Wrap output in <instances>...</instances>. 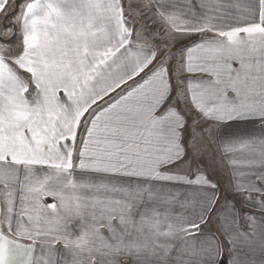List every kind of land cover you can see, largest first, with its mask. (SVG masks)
<instances>
[{
    "label": "snow or ice",
    "instance_id": "snow-or-ice-1",
    "mask_svg": "<svg viewBox=\"0 0 264 264\" xmlns=\"http://www.w3.org/2000/svg\"><path fill=\"white\" fill-rule=\"evenodd\" d=\"M0 264H264V0H0Z\"/></svg>",
    "mask_w": 264,
    "mask_h": 264
},
{
    "label": "crops",
    "instance_id": "crops-1",
    "mask_svg": "<svg viewBox=\"0 0 264 264\" xmlns=\"http://www.w3.org/2000/svg\"><path fill=\"white\" fill-rule=\"evenodd\" d=\"M260 129L259 124L245 123V122H232L230 125L223 129L225 134L232 133H246V132H258ZM45 202L51 203L54 202L50 197L45 198Z\"/></svg>",
    "mask_w": 264,
    "mask_h": 264
}]
</instances>
